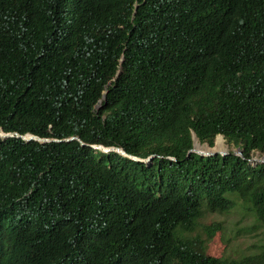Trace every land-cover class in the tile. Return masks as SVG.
<instances>
[{
  "label": "trees",
  "instance_id": "16d2710c",
  "mask_svg": "<svg viewBox=\"0 0 264 264\" xmlns=\"http://www.w3.org/2000/svg\"><path fill=\"white\" fill-rule=\"evenodd\" d=\"M0 129L51 139H0V264H264L200 232L264 225V0H0Z\"/></svg>",
  "mask_w": 264,
  "mask_h": 264
},
{
  "label": "rangeland",
  "instance_id": "374dc122",
  "mask_svg": "<svg viewBox=\"0 0 264 264\" xmlns=\"http://www.w3.org/2000/svg\"><path fill=\"white\" fill-rule=\"evenodd\" d=\"M222 147L227 152L236 151V148L225 140ZM262 156L255 153L253 158ZM200 223V232L203 227L212 223L221 226V230L216 232L213 239L206 242V252L210 255L235 259L256 255L264 248V225L256 222L255 218L240 205L227 213L206 214Z\"/></svg>",
  "mask_w": 264,
  "mask_h": 264
},
{
  "label": "water",
  "instance_id": "95a60500",
  "mask_svg": "<svg viewBox=\"0 0 264 264\" xmlns=\"http://www.w3.org/2000/svg\"><path fill=\"white\" fill-rule=\"evenodd\" d=\"M0 138L1 139H6L12 135H15L16 137H20L22 138L23 140L25 141H29V140H36L40 143H44V142H48L49 139H42V138H39V137H36L34 135H30V134H25V135H19L17 133H3L2 130H0ZM192 138H193V145H192V148L188 151V154H191V153H196L200 156H216V155H221V156H225L228 154L227 150L224 149L223 147L220 148V149H213V147H209L208 145V149L209 150H206V151H199L197 149V145H200V142L198 141L197 137L195 136L194 133H192ZM216 138H221L222 141H223V136L222 135H217ZM71 140H77V141H80L79 138L77 137H70L69 139H65V141H71ZM53 141H59V140H53ZM81 145H83V143L81 142ZM92 148L94 149H97V150H100L102 152H105V153H108V152H111V151H115L121 155H124V156H127L129 157L130 159L134 160V161H140L142 163H145V164H148L151 162L152 160V156H150L149 158L147 159H138L136 157H133L131 155H128L125 153V151L121 148H118V147H103L101 145H95V146H92ZM233 154H236V155H239L242 157V149L241 148H236V151L233 152ZM249 163H251L252 165H255L257 163H264V155L260 158H252V159H249Z\"/></svg>",
  "mask_w": 264,
  "mask_h": 264
},
{
  "label": "bare ground",
  "instance_id": "6f19581e",
  "mask_svg": "<svg viewBox=\"0 0 264 264\" xmlns=\"http://www.w3.org/2000/svg\"><path fill=\"white\" fill-rule=\"evenodd\" d=\"M197 149L199 151H203V152L206 151V150H209L207 146L203 147V146H200V145H197ZM213 149H217V148H213ZM218 149H220V148H218Z\"/></svg>",
  "mask_w": 264,
  "mask_h": 264
},
{
  "label": "clouds",
  "instance_id": "9594fccd",
  "mask_svg": "<svg viewBox=\"0 0 264 264\" xmlns=\"http://www.w3.org/2000/svg\"><path fill=\"white\" fill-rule=\"evenodd\" d=\"M1 130V129H0ZM1 132V131H0ZM3 133H5V132H3ZM30 135H32V134H30ZM13 136V135H12ZM35 136V135H34ZM37 137V136H36ZM1 139V138H0ZM22 139V138H21ZM42 139H46V138H42ZM23 140V139H22ZM216 140V139H215ZM25 141V140H24ZM30 141V140H29ZM49 141H51V139H49ZM223 141H224V137H223ZM201 144V143H200ZM201 145H206V144H201ZM214 145H215V143H214ZM214 145L212 146V147H214ZM95 146V145H94ZM210 147V146H209ZM126 153V152H125ZM150 157V156H149ZM148 157V158H149ZM152 158H153V156H152ZM147 159V158H146ZM152 161V160H151Z\"/></svg>",
  "mask_w": 264,
  "mask_h": 264
}]
</instances>
